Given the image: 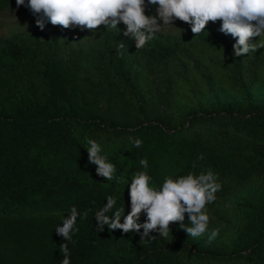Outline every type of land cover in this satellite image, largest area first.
<instances>
[{"label":"trees","instance_id":"16d2710c","mask_svg":"<svg viewBox=\"0 0 264 264\" xmlns=\"http://www.w3.org/2000/svg\"><path fill=\"white\" fill-rule=\"evenodd\" d=\"M15 3L0 0V12ZM221 24L209 21L197 35L186 24L140 50L123 31L104 32L91 69L52 32L0 31V264H59L66 241L55 227L72 206L88 215L74 225L71 264H264V98L250 96L264 84V49L233 58L236 40ZM217 86L235 99L218 100ZM86 138L102 146L121 183L96 174ZM144 157L151 185L189 170L218 175L222 190L205 206L204 235L188 236L180 222L151 242L96 229L93 214L107 195L128 214L127 181Z\"/></svg>","mask_w":264,"mask_h":264},{"label":"clouds","instance_id":"9594fccd","mask_svg":"<svg viewBox=\"0 0 264 264\" xmlns=\"http://www.w3.org/2000/svg\"><path fill=\"white\" fill-rule=\"evenodd\" d=\"M16 5L28 9L40 30L50 23L63 29L78 27L81 31L96 32L100 25L115 29L123 22L126 26L123 35L135 42L137 50L152 41L161 28L175 26L176 20L189 25L195 35L206 31L209 21L221 20L218 30L236 40L232 45L233 58L264 49V0H147V3L146 0H28L27 4L25 0H16ZM152 6H155L154 12L146 15V9ZM252 37H259V40L251 43ZM124 48V42L119 41L117 51L121 55ZM129 139L137 149L143 145L139 138ZM86 144L88 163L96 166V174L107 182L121 183V177L116 175V165L103 154L102 146L91 138H86ZM197 159L203 160L204 154ZM138 164L140 168L132 173L131 183L127 181L130 211L125 215V204L117 207V198L107 195L106 204L93 214L96 229L102 232L107 226L110 233L114 230H122V234L135 232L140 234V240L151 242L161 237L166 240L171 233L170 222H180V228L188 236L198 238L204 235L209 225L205 206L214 203L217 192L222 190L218 175L210 168L198 174L189 170L186 175H165L159 185H151L153 178L147 171V158H140ZM142 212L146 219L140 223ZM185 213L188 214V224L184 223ZM87 215L88 211L81 213L72 206L68 215L61 217L63 226L58 224L55 227L57 235L66 241L59 245L62 253L59 264H71L68 243H75L72 237L79 231L74 227L77 218H86ZM154 230L158 237L151 235ZM218 235L219 228L212 229L207 243H212Z\"/></svg>","mask_w":264,"mask_h":264},{"label":"rangeland","instance_id":"374dc122","mask_svg":"<svg viewBox=\"0 0 264 264\" xmlns=\"http://www.w3.org/2000/svg\"><path fill=\"white\" fill-rule=\"evenodd\" d=\"M28 0H25L27 4ZM155 10L152 6L151 9H146V15H151ZM175 26H167L161 28L157 34L169 36L175 38L179 36L186 24L182 21L176 20L174 22ZM126 26L123 22L117 25V28L106 29L104 25L99 26V30L93 32L92 30L81 31L78 27H72L69 29H63L61 26H53L50 23L45 25L44 30H40L35 24V17L30 14L28 9L24 6L17 7L16 3L9 8L0 12V31H5L9 29L11 32L20 33L34 37L40 35L44 38L49 33L56 34L58 41L62 44L64 52L67 53L69 50L75 52L74 56L76 60L81 64L82 67L86 66L87 69H91L94 65V61L91 58L92 52L97 48H100L101 41L105 40L104 32H122ZM217 99L221 100L224 98H234L231 94H228L225 90L221 89L219 86L216 87ZM250 96L253 100H261L264 98V84L257 85L252 89Z\"/></svg>","mask_w":264,"mask_h":264}]
</instances>
